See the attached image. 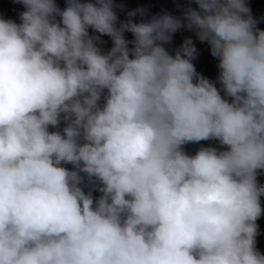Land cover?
Returning a JSON list of instances; mask_svg holds the SVG:
<instances>
[{"label": "clouds", "instance_id": "9594fccd", "mask_svg": "<svg viewBox=\"0 0 264 264\" xmlns=\"http://www.w3.org/2000/svg\"><path fill=\"white\" fill-rule=\"evenodd\" d=\"M14 2L19 22L0 17V264H264V30L246 0L143 22L119 21L115 0ZM181 28L210 46L219 89L191 38L166 48ZM209 140L220 148L184 150Z\"/></svg>", "mask_w": 264, "mask_h": 264}, {"label": "trees", "instance_id": "16d2710c", "mask_svg": "<svg viewBox=\"0 0 264 264\" xmlns=\"http://www.w3.org/2000/svg\"><path fill=\"white\" fill-rule=\"evenodd\" d=\"M115 2L117 5L122 6V8L118 7L116 9L119 21L128 19L127 13L136 9H143L144 14L132 17L134 22H143L153 16L162 15L164 13L171 14L174 17H180L188 7H192L193 9L197 8L194 0H115ZM56 3L62 9L66 6L65 0H56ZM246 3L251 9L252 16L258 21L257 27L264 30V0H246ZM23 10V6L19 3H15L14 0H0V17L2 18L12 19L18 23L19 13ZM89 32L90 34L98 35L92 33L91 29ZM125 38L129 40L133 39L132 34L127 32L125 33ZM185 38H191L193 44L197 48L196 58L192 61L195 70L212 81L219 89L220 85L217 82V76L219 74V69L217 68L218 61L211 56L210 46L206 42L202 43L197 39L194 30L189 31L185 28H181L173 34V40L170 44L166 45V48L169 50L170 54L173 53V50L179 48ZM101 40L103 41V44L100 45L102 50L107 51L112 46L111 38L102 35ZM221 95H223V93H221ZM60 127L62 128L63 124H61ZM202 146L220 148V145L215 140L188 143L183 147L187 154L194 155ZM67 167L71 168V165H67ZM257 179L261 184H264V174H260ZM87 190L86 188L85 191ZM99 195V192L93 191L94 197ZM261 206L264 208V197L261 198ZM256 223L259 225V235L256 237V248L261 254H264V214L261 215Z\"/></svg>", "mask_w": 264, "mask_h": 264}]
</instances>
